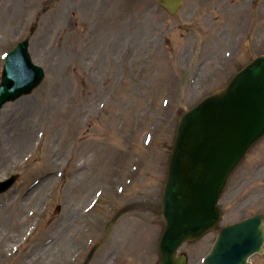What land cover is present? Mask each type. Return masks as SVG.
<instances>
[{"label":"rangeland","instance_id":"rangeland-1","mask_svg":"<svg viewBox=\"0 0 264 264\" xmlns=\"http://www.w3.org/2000/svg\"><path fill=\"white\" fill-rule=\"evenodd\" d=\"M30 26L46 76L2 109L0 179L18 178L0 195V264H81L131 201L146 210L117 220L90 264H155L177 116L264 53V0H184L175 16L156 0H0V73ZM220 205L221 224L264 211V138ZM214 238L183 244L189 264Z\"/></svg>","mask_w":264,"mask_h":264},{"label":"water","instance_id":"water-1","mask_svg":"<svg viewBox=\"0 0 264 264\" xmlns=\"http://www.w3.org/2000/svg\"><path fill=\"white\" fill-rule=\"evenodd\" d=\"M160 3L172 13L181 0ZM42 77V68L31 61L27 42H20L4 65L0 106L31 91ZM263 135L264 55H260L178 120L162 190L160 214L165 225L157 245L158 264H185V256L176 255L179 245L218 227L221 211L217 200L228 176ZM12 179L0 182V191ZM263 241L264 213L225 225L218 229L205 264H249L247 257L261 251Z\"/></svg>","mask_w":264,"mask_h":264},{"label":"bare ground","instance_id":"bare-ground-1","mask_svg":"<svg viewBox=\"0 0 264 264\" xmlns=\"http://www.w3.org/2000/svg\"><path fill=\"white\" fill-rule=\"evenodd\" d=\"M25 141H27V140H25ZM25 141H24V142H25Z\"/></svg>","mask_w":264,"mask_h":264}]
</instances>
